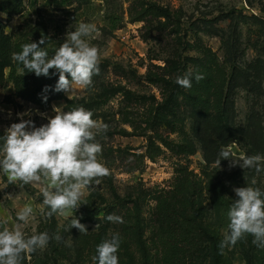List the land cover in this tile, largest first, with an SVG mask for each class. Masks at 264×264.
<instances>
[{"label":"rangeland","instance_id":"obj_1","mask_svg":"<svg viewBox=\"0 0 264 264\" xmlns=\"http://www.w3.org/2000/svg\"><path fill=\"white\" fill-rule=\"evenodd\" d=\"M150 6L162 14H152ZM0 20L1 46L36 42L43 33L40 47L49 57L64 42L69 25L94 24L96 31L84 39L98 49L99 74L87 88L73 85L64 96L96 100L92 119L108 126L95 142L102 147L97 159L109 174L83 190L82 204L74 210L87 233L70 228L71 217L46 215L44 184L10 183L0 169V231L19 227L26 238L45 231L61 237L22 253L21 264H98L92 260L97 246L114 233L120 238L119 264H212L207 243L193 259L175 254L164 212L179 216L193 201L202 227L221 241L227 211L237 198L233 189L264 192V164L256 173L230 167L228 160L206 166L203 158L221 149L234 157L264 156L252 136L255 124L264 130V0H22L20 13L9 19L0 13ZM5 63L0 58V137L20 122L18 114L28 113L23 119L39 127L55 115L54 106L68 111L63 99L43 110L18 97ZM18 71L29 81L43 78ZM188 71L205 78L181 87L176 77ZM216 183L221 199L205 194L204 187ZM25 205L33 209L27 222L17 218ZM108 214L123 222L107 221ZM240 240L223 249L222 264H246ZM257 250L262 257L264 248Z\"/></svg>","mask_w":264,"mask_h":264},{"label":"clouds","instance_id":"obj_2","mask_svg":"<svg viewBox=\"0 0 264 264\" xmlns=\"http://www.w3.org/2000/svg\"><path fill=\"white\" fill-rule=\"evenodd\" d=\"M95 31V25L90 23L80 22L75 28L73 24L69 25L64 42L51 57L39 46L44 44L40 39L38 43L21 45L22 50L13 53V59L37 77H49V70L54 69L58 73L54 88L56 92L72 93L73 85L87 88L92 84L93 75L99 74V55L98 49L90 46L84 37ZM193 78L199 82L205 77L198 72L194 74L188 71L183 76H177L176 83L190 88ZM52 110L55 115L39 127L31 119H23L28 113L18 114L20 122L12 123L0 137L4 141L0 149L3 153L0 169L10 183L19 180L24 184H44L41 191L43 204L49 209L46 215L51 217L59 213L67 219L71 217L70 228L87 233L86 226L74 216V210L82 204L83 190L96 178L109 174L108 168L97 159L102 147L95 142V135L107 131L108 126L93 120V113L83 106L73 107L67 112L55 106ZM93 129H96V133ZM218 156V166L222 160H228L230 167L254 168L256 173L262 171L264 164V156L260 154L234 157L230 151L221 149ZM252 183L255 184V180ZM233 191L237 198L232 200L227 211L229 223L219 244L221 253L225 247L234 246L245 234H251L253 244L264 248V192L251 186L235 187ZM32 214V207L25 205L17 213V218L27 222ZM105 219L123 222L122 217L114 214H108ZM50 239L59 242L61 237L59 234L50 237L45 231L26 238L19 227L5 228L0 231V264H21L22 253L30 254L37 248L46 247ZM119 246V234L114 233L97 246V255L92 260L98 264H119L116 254Z\"/></svg>","mask_w":264,"mask_h":264},{"label":"trees","instance_id":"obj_3","mask_svg":"<svg viewBox=\"0 0 264 264\" xmlns=\"http://www.w3.org/2000/svg\"><path fill=\"white\" fill-rule=\"evenodd\" d=\"M62 2L69 4L71 0H62ZM22 9V0H0V13H4L9 19L12 15L18 14ZM154 15H161L162 10L156 7H148ZM263 24V22L261 21ZM236 26V25H235ZM4 29V24L0 20V34ZM39 36H45L43 33ZM37 43L39 41H36ZM29 43L26 39L24 41H17L15 43H9L0 45V58L6 61L5 66L9 67L8 78L12 83L13 89L16 95L26 101L36 104L39 108L47 109L50 102L54 99H63L65 101V109L70 110L73 107L83 106L86 110L93 112L94 108L98 105L96 100H86L85 98H72L68 99L64 96V92L54 91L58 75L53 70H49V77L39 78L36 81H29V77L18 71L19 68H23L22 64L13 59V53H19L22 48L21 45ZM45 43V42H44ZM42 46V45H39ZM237 72V68L234 64L231 65V76ZM70 79V78H69ZM46 97V99H45ZM225 111V109H222ZM226 115V112H224ZM255 131L252 136L254 141L257 143L258 151L264 152V130L259 124L254 125ZM220 137V136H218ZM226 143L225 141H222ZM3 141L0 142L2 146ZM223 144V143H222ZM217 150L218 146L215 145ZM221 150H219L220 152ZM191 152V151H189ZM246 156H251L248 152ZM263 156V155H261ZM203 158L206 166L217 162L219 159L218 155H206L204 153ZM225 160H222L223 162ZM207 168V167H206ZM220 182L219 186L221 185ZM205 194L207 196L216 195L215 198H222L221 191L217 188V183L214 185L208 184L205 187ZM191 205L185 209L181 215L177 216L170 214L168 210L164 212L167 215L166 218L171 220L169 234L171 237V244L175 251V254L179 256L182 253L183 258L193 259L199 250L205 249L206 243L209 246V257L212 264H222V254L219 247V238L212 234L209 229L202 227L198 213L192 206L193 201H190ZM253 236L251 234H245L244 239L241 238L239 245L242 252L243 259L246 264H259L261 260L264 264V254L260 256V251L257 250V246L253 244ZM236 245V244H235ZM247 246V247H246Z\"/></svg>","mask_w":264,"mask_h":264}]
</instances>
